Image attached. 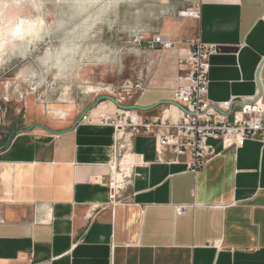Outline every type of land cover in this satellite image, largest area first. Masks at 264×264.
Listing matches in <instances>:
<instances>
[{"label":"crops","instance_id":"1","mask_svg":"<svg viewBox=\"0 0 264 264\" xmlns=\"http://www.w3.org/2000/svg\"><path fill=\"white\" fill-rule=\"evenodd\" d=\"M170 8L154 35L178 46L153 51L155 71L126 104L172 101L187 39L217 46L209 101L264 104V0H171ZM191 9L199 18L180 14ZM105 102L87 114L115 111ZM138 112L175 120L181 107ZM207 143L214 153L191 171L169 150L158 153L154 136L96 119L61 135L18 134L0 153V264H264V143Z\"/></svg>","mask_w":264,"mask_h":264},{"label":"clouds","instance_id":"2","mask_svg":"<svg viewBox=\"0 0 264 264\" xmlns=\"http://www.w3.org/2000/svg\"><path fill=\"white\" fill-rule=\"evenodd\" d=\"M170 4L171 0H0V70L14 60L25 61L16 77L19 92L66 95L63 89L84 65L122 72L127 55H140V49L125 53L100 42L105 29L142 38L154 21L168 15Z\"/></svg>","mask_w":264,"mask_h":264},{"label":"built area","instance_id":"3","mask_svg":"<svg viewBox=\"0 0 264 264\" xmlns=\"http://www.w3.org/2000/svg\"><path fill=\"white\" fill-rule=\"evenodd\" d=\"M181 13L196 19L200 15L198 9ZM147 43L151 49H175L178 46L161 35H153ZM180 44V74L172 88V101L181 107L177 119H149L136 110H121L115 106V111L100 115L96 121L112 126L117 133L128 130L133 134L154 136L158 153L169 150L173 155L171 162H182L191 171H196L214 153L207 143L209 138L221 139L225 147L233 148L240 147L248 139L264 143V104L261 101L241 102L239 108L233 110L234 99L212 103L207 98L208 60L217 51V46L199 39H187ZM124 87L136 94L144 91L141 81L126 83ZM116 101L120 103V100ZM82 120L92 119L86 114ZM113 184L111 181L110 185ZM183 209L179 207L178 211Z\"/></svg>","mask_w":264,"mask_h":264},{"label":"rangeland","instance_id":"4","mask_svg":"<svg viewBox=\"0 0 264 264\" xmlns=\"http://www.w3.org/2000/svg\"><path fill=\"white\" fill-rule=\"evenodd\" d=\"M157 22L158 20L153 22L148 34L142 38H134L118 29L112 32L105 29L98 37L100 42L125 53L140 49V55H127L122 72L84 65L77 73L76 80L63 89L66 95L57 93L42 96L27 89L19 92L16 77L25 61L14 60L6 69L0 70V147L4 145L12 130L36 123L51 129V126L58 125L65 119L78 117L102 95L112 96L120 100V104L128 105L126 102L129 97L133 98L136 93L126 89V83H145L147 76L155 71L161 56L160 52H153L155 49L146 45V41L155 34ZM156 49L162 50L160 47Z\"/></svg>","mask_w":264,"mask_h":264},{"label":"water","instance_id":"5","mask_svg":"<svg viewBox=\"0 0 264 264\" xmlns=\"http://www.w3.org/2000/svg\"><path fill=\"white\" fill-rule=\"evenodd\" d=\"M102 101H110L117 108H119L121 110H136V111H147V110H150V109H152V108H154V107H156L158 105H163V104H174V105L180 106L179 104L175 103L174 101H158L154 105H151V106H148V107H140V106H137V105H134V104L124 105V104L118 103L116 101V99L114 97H112V96L102 95V96L97 97L92 104L87 106L84 109V111L77 117V119L74 121L72 126L67 128V129L53 130V129H50L49 127H47L46 125L36 123V124H32V125H30L28 127H22V128H18V129L12 130L9 133L4 145L2 147H0V153L3 152L4 150H6L9 147L11 141L13 140V138L15 136H17L18 134L24 133V132H29V131L33 130L34 128H37V127L41 128V129H44V130H46L49 133L54 134V135H61V134H64L66 132H69V131L73 130L76 127V125L83 119V117L91 109L95 108Z\"/></svg>","mask_w":264,"mask_h":264},{"label":"bare ground","instance_id":"6","mask_svg":"<svg viewBox=\"0 0 264 264\" xmlns=\"http://www.w3.org/2000/svg\"><path fill=\"white\" fill-rule=\"evenodd\" d=\"M106 113H108V112H106ZM103 114H105V113H103Z\"/></svg>","mask_w":264,"mask_h":264}]
</instances>
